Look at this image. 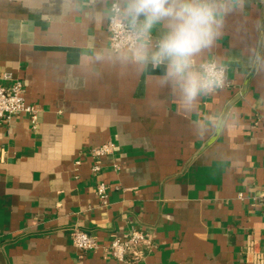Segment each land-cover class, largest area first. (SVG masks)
I'll use <instances>...</instances> for the list:
<instances>
[{"label":"crops","instance_id":"1","mask_svg":"<svg viewBox=\"0 0 264 264\" xmlns=\"http://www.w3.org/2000/svg\"><path fill=\"white\" fill-rule=\"evenodd\" d=\"M109 40L105 22L61 0H0V82L20 79L39 108L36 129L26 114L0 121V264H122L81 252L75 229L101 246L150 231L154 247L132 264H264V81L233 63L231 85L186 113L159 87L163 68L85 75V46ZM236 44L229 32L216 52L237 56ZM106 141L117 149L105 208L87 152Z\"/></svg>","mask_w":264,"mask_h":264},{"label":"clouds","instance_id":"2","mask_svg":"<svg viewBox=\"0 0 264 264\" xmlns=\"http://www.w3.org/2000/svg\"><path fill=\"white\" fill-rule=\"evenodd\" d=\"M97 4L61 0L66 13L105 22L114 36L85 46L80 68L87 76L100 78L104 67L137 74L149 66L163 68L159 87L186 113L197 111L202 97L225 86L233 63L241 64L257 83L264 81V13L251 10L252 0H103L102 8ZM230 18H235L233 24ZM229 32L240 48L234 57L216 52ZM224 125V117L214 124Z\"/></svg>","mask_w":264,"mask_h":264},{"label":"built area","instance_id":"3","mask_svg":"<svg viewBox=\"0 0 264 264\" xmlns=\"http://www.w3.org/2000/svg\"><path fill=\"white\" fill-rule=\"evenodd\" d=\"M109 28V27H108ZM114 36L110 32V40ZM5 79L10 81L8 85L0 82V121L9 122L18 114H26L31 122L33 129L38 125L39 108L26 101L25 87L20 79H14L11 74H5ZM231 85L227 78L225 86ZM222 88V89H223ZM117 144L113 141H106L98 146L90 148L87 152L91 159V172L97 178L96 195L101 207L110 205V185L104 179V168L108 160H113ZM80 164V160H77ZM113 166L120 169L118 163L113 161ZM150 231L132 229L127 233L114 234L107 246H101L98 239L88 232L75 229L71 234L73 245L81 252L97 251L102 249L105 254L116 259L122 264H132L143 257V249H152L154 242ZM264 243V238L262 239ZM2 244L0 240V253Z\"/></svg>","mask_w":264,"mask_h":264}]
</instances>
